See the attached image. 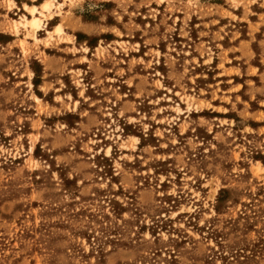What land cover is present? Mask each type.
I'll return each mask as SVG.
<instances>
[{
	"label": "rangeland",
	"instance_id": "1",
	"mask_svg": "<svg viewBox=\"0 0 264 264\" xmlns=\"http://www.w3.org/2000/svg\"><path fill=\"white\" fill-rule=\"evenodd\" d=\"M0 264H264V0H0Z\"/></svg>",
	"mask_w": 264,
	"mask_h": 264
},
{
	"label": "bare ground",
	"instance_id": "2",
	"mask_svg": "<svg viewBox=\"0 0 264 264\" xmlns=\"http://www.w3.org/2000/svg\"><path fill=\"white\" fill-rule=\"evenodd\" d=\"M52 7H53V4L49 1H46L42 4L41 10L42 12H49ZM24 9L28 12L31 18L26 19L25 17H23V23H16V24H21L25 28H27L32 33V37H33L36 32L41 30V23H42L41 19H39L40 17L38 18L36 14L38 13L41 16H43V14L42 12H38L35 7L29 8L25 6ZM53 33H55L56 35H60L62 33L61 27L60 26L55 27Z\"/></svg>",
	"mask_w": 264,
	"mask_h": 264
}]
</instances>
